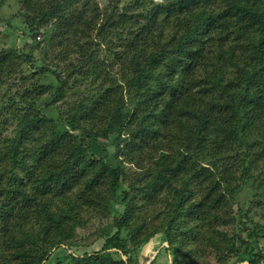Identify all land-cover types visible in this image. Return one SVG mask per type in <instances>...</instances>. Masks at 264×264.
I'll use <instances>...</instances> for the list:
<instances>
[{"label":"trees","instance_id":"1","mask_svg":"<svg viewBox=\"0 0 264 264\" xmlns=\"http://www.w3.org/2000/svg\"><path fill=\"white\" fill-rule=\"evenodd\" d=\"M16 1L24 12L20 41L46 34L34 49L56 43L62 68L36 66L30 55L18 62L17 48L2 50L0 80L36 67L61 84L89 74L93 81L83 92L56 90L52 105L69 106L55 120L27 92L0 108L15 120L13 134H0V264H138V252L157 243L178 264L183 238L197 226L214 231L232 220L242 185L256 184L264 201V0H104L102 10L97 0ZM191 91L228 99L208 102L218 112L231 109L228 140H216L224 123L199 115ZM144 138L156 156L146 165L122 158ZM204 138L210 147L201 151ZM131 163L137 171L127 175ZM118 201L123 212L109 218ZM137 211L159 223L145 228ZM92 218L99 231L108 218L110 230L100 249L79 254L67 242ZM249 222L220 236L239 244L238 263L259 264L264 254L252 244L264 240V222Z\"/></svg>","mask_w":264,"mask_h":264},{"label":"rangeland","instance_id":"2","mask_svg":"<svg viewBox=\"0 0 264 264\" xmlns=\"http://www.w3.org/2000/svg\"><path fill=\"white\" fill-rule=\"evenodd\" d=\"M98 6L100 9L105 8L104 0H97ZM22 2L18 3L16 0H5L2 9L0 11V15L3 17L0 20V51L6 50L9 52H14L16 50L19 53V57H17V61L21 62L25 56H31L32 59L35 60L36 66L46 65L48 67H53L54 70L60 71L62 68V63L56 57V51H53L57 48V44L53 43L48 45L43 50H35L34 47L39 43L41 44L44 41L43 35L46 37V34H39L38 39L35 37V41H32L31 44L28 42V38L25 41L20 37V28L22 24V17L24 16ZM14 16L15 19L11 20ZM11 21L12 25H14V29L17 31L16 33H12L8 31L6 28L5 22ZM228 32V31H227ZM38 40V41H37ZM243 42L240 44V49L243 48ZM61 51L60 53L66 52L67 49L66 40L63 44L59 45ZM212 47V46H211ZM76 48V47H74ZM34 49V51H33ZM62 55V56H63ZM100 56V52L98 53ZM61 56V57H62ZM38 68L32 67L30 70L25 71L24 67L20 69V71H16L14 75H4L0 80V108L4 107L7 102H9V96L13 94H24L27 92L28 100L32 101L35 106H41L42 112L50 119L55 120L57 114H64V111L68 109L67 104L55 103L53 98L56 94V90L61 86H68V90L71 88L76 89L77 92H83L84 87H86L89 82L93 81L91 78V74L88 77L77 79H71L68 83L66 80L64 84H61L55 80L53 75H42L38 73ZM84 71H90V68H85ZM232 74V68L228 71ZM62 79L65 78L64 75L61 76ZM96 75H94V79H98ZM76 80V81H75ZM100 80L98 79V82ZM72 96V95H71ZM75 97L71 99L70 95L65 96V101H72ZM188 99L191 103L196 106L197 112L199 115H208L209 118L215 121V125L219 126L222 123L223 126L219 130L215 131V138L220 137V141L228 140V129L227 125L229 122H232V112L231 109L227 106L224 107L221 112H218L217 108L213 107L210 103L217 104L220 102L229 103L228 99L222 97L220 91H208V94L197 95L192 91L188 94ZM64 102V101H63ZM45 104H50L49 107H43ZM182 105L185 102H181ZM17 112V110H15ZM14 113L9 112L8 110L0 111V134L1 135H11L14 132L15 128V120L12 117ZM174 122L177 121V118L173 119ZM166 131H162L160 136L162 138V144L164 143V133ZM157 133V132H156ZM155 134V133H154ZM146 137V136H145ZM168 141V140H167ZM190 142V138L187 139ZM169 142V141H168ZM201 151L205 149H209L210 141L208 138H204L201 142ZM166 144L164 143V146ZM138 151L131 152V155L124 156L122 158L129 160L134 158L135 160H144V165L148 163L151 157L156 156L157 148L151 144L147 138L141 139L138 143ZM226 147L230 149V144H227ZM114 151L113 147L110 148V152ZM141 152V153H140ZM139 153V156H136ZM213 157V156H212ZM127 167V175L131 174L133 171H137L135 169V165L125 164ZM126 184V183H125ZM122 185V189H125L126 185ZM251 183H246L240 187V190L235 194L233 208L229 212V216H231L232 220L228 222L226 225L221 223L219 229L214 231H210V225H206L204 227L197 226L196 232L194 234H189L184 237L183 244L179 247L180 251L177 256L178 264H248L246 262L238 263L234 250L238 247L239 244L236 241H232L231 239H224L221 237V231H230L233 226H236L237 230L242 231V228L245 226L239 224V221L246 222L249 228L252 227L250 225L249 219L253 224H263L264 222V201L255 196L256 194V184L250 185ZM192 192H195L192 189ZM112 208L109 212V218L113 215H121L123 212L122 202L118 201L117 203L111 204ZM137 216L142 218H147L145 228L150 225L158 224L159 221L156 217L149 212L147 216H144L143 213L137 211ZM158 217H161L159 214ZM248 217V219H247ZM149 218V219H148ZM96 218H92L90 222L87 224V227L83 229V227H78L75 229V233L73 238L69 239L67 244L73 245L71 248L76 250L79 254L84 252H91L93 250L100 249L103 244V239H101V234L110 230V222L108 218H101V230H98L100 224L96 221ZM243 236L246 239L245 233ZM166 243L163 244H155L153 247L150 245L145 246L142 250L138 252V264H171V256L165 251ZM254 252H260V254H264V240H258V244H252ZM188 252V253H186ZM186 253V254H184ZM55 257L52 258V260ZM50 264H53L50 261ZM261 264V263H259Z\"/></svg>","mask_w":264,"mask_h":264},{"label":"built area","instance_id":"3","mask_svg":"<svg viewBox=\"0 0 264 264\" xmlns=\"http://www.w3.org/2000/svg\"><path fill=\"white\" fill-rule=\"evenodd\" d=\"M261 264H264V262H262Z\"/></svg>","mask_w":264,"mask_h":264},{"label":"clouds","instance_id":"4","mask_svg":"<svg viewBox=\"0 0 264 264\" xmlns=\"http://www.w3.org/2000/svg\"><path fill=\"white\" fill-rule=\"evenodd\" d=\"M38 39V38H37Z\"/></svg>","mask_w":264,"mask_h":264}]
</instances>
